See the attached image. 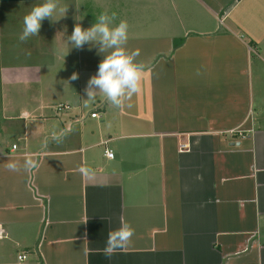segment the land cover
Masks as SVG:
<instances>
[{
  "label": "crops",
  "instance_id": "crops-1",
  "mask_svg": "<svg viewBox=\"0 0 264 264\" xmlns=\"http://www.w3.org/2000/svg\"><path fill=\"white\" fill-rule=\"evenodd\" d=\"M41 2L0 0V264H264V0H60L21 42ZM105 10L146 67L130 106L87 101L105 54L68 43Z\"/></svg>",
  "mask_w": 264,
  "mask_h": 264
},
{
  "label": "clouds",
  "instance_id": "clouds-1",
  "mask_svg": "<svg viewBox=\"0 0 264 264\" xmlns=\"http://www.w3.org/2000/svg\"><path fill=\"white\" fill-rule=\"evenodd\" d=\"M58 10L65 14L67 12V8L60 6V0H42L41 3L34 5L23 18V28L18 39L21 42H27L29 38L39 35L42 22L46 18L56 21L65 15L56 16L54 19ZM116 20L115 12L109 13L105 10L88 28L76 23L71 35L67 38L71 48L83 49L85 44H88L90 47L98 46L97 52L105 54L98 65L97 73L89 78L85 87L87 101L93 102L98 95H102L110 105L120 108L130 106L127 102L141 91L146 67L143 62L137 60L139 50H130L127 47L130 28L128 21L120 19L116 23ZM71 79H78V73L73 72ZM22 115L27 114L22 113ZM71 131V129L59 132L53 130L45 143L50 141L62 143ZM36 166L35 160L31 157H26L22 165L25 171L32 170ZM6 167L11 171H18L21 165L11 161ZM81 172L85 176L93 174V170L87 167L82 168ZM134 235L135 229L132 225L121 221L118 228L108 232L104 248L105 256L111 258L118 251L129 246Z\"/></svg>",
  "mask_w": 264,
  "mask_h": 264
},
{
  "label": "built area",
  "instance_id": "built-area-1",
  "mask_svg": "<svg viewBox=\"0 0 264 264\" xmlns=\"http://www.w3.org/2000/svg\"><path fill=\"white\" fill-rule=\"evenodd\" d=\"M67 108H69V106L64 105V104H59L57 106V110H59V111L63 110V109H67ZM91 117H98V115H97V113H91ZM181 147H184V145H181ZM104 152H105L104 154L107 158L113 157V152L110 149H106ZM3 237H4L3 230L0 227V238H3ZM25 257H26L25 254H20L17 256V260L22 261L25 259Z\"/></svg>",
  "mask_w": 264,
  "mask_h": 264
},
{
  "label": "trees",
  "instance_id": "trees-1",
  "mask_svg": "<svg viewBox=\"0 0 264 264\" xmlns=\"http://www.w3.org/2000/svg\"><path fill=\"white\" fill-rule=\"evenodd\" d=\"M176 44V43H175Z\"/></svg>",
  "mask_w": 264,
  "mask_h": 264
}]
</instances>
